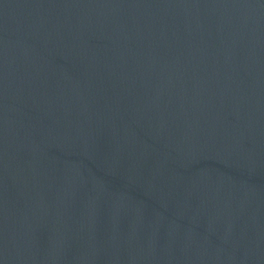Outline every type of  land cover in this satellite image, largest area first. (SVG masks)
<instances>
[{
  "label": "water",
  "instance_id": "water-1",
  "mask_svg": "<svg viewBox=\"0 0 264 264\" xmlns=\"http://www.w3.org/2000/svg\"><path fill=\"white\" fill-rule=\"evenodd\" d=\"M0 264H264V0H0Z\"/></svg>",
  "mask_w": 264,
  "mask_h": 264
}]
</instances>
